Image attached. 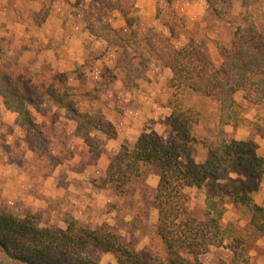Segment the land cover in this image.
<instances>
[{"label":"rangeland","instance_id":"rangeland-1","mask_svg":"<svg viewBox=\"0 0 264 264\" xmlns=\"http://www.w3.org/2000/svg\"><path fill=\"white\" fill-rule=\"evenodd\" d=\"M132 1V7L131 1L124 2V7H131L130 16L134 19L133 30L138 39V51L128 49L124 59L122 49L108 47L101 40L107 48L116 49V52L112 53L113 58L111 56L107 60L109 63L113 62L114 54L117 56L113 62L114 69L121 74L124 90L129 92L136 90L140 83L145 85L144 82H147L146 100L150 99L155 103L164 102L165 105L172 98L175 90L168 88L169 79L163 74V67L152 58L140 71V50L144 48V37L148 36L150 31L169 36L168 29L163 24L171 25L175 31L172 39L175 47L179 48L193 40L209 55L213 63L219 66V52L230 48L237 28H244L248 21L255 23L259 29L264 27V0H252L248 5L240 0H228L225 3H217L213 8L207 0H171L170 4L165 3L164 0ZM57 2L64 3L66 10H70V13L78 19L71 24V28H78L80 26L78 21H81L84 31H86L83 21L84 12L89 9L98 10V5L92 0H83L79 4H76V0L51 2L0 0V83L9 80L10 86L22 93L33 87L39 88L41 92L48 86L61 92L67 89L77 108L83 110L81 112L103 120H105L104 115L112 119L121 118L128 103L125 102V94L114 95L115 93L109 90V83L114 79L113 70L103 68L104 86L88 100L83 98L80 92L73 91L68 84L67 74L62 83L61 78L56 77L59 73L50 75L48 72L37 70L27 62L28 57L16 55L15 49H10L11 22L17 21L21 28L25 26V32L38 36L37 34L42 31L36 28V25H41L38 23L42 17V9L48 6L50 14L52 6ZM100 13L103 22L120 31L122 35L128 34L125 22L118 11L101 10ZM24 36H21L22 41H25ZM44 44L41 43L42 46ZM22 48L25 49L27 46ZM24 49L22 53L29 55L27 49ZM104 49H97L98 53L103 52ZM18 57L22 61H18ZM73 72L79 83L85 82L86 78L81 68L75 67ZM154 80L157 81L155 85ZM125 81L128 87H125ZM99 93H102L101 96ZM181 97L196 109L200 117L199 123L191 129L193 139L185 144L181 159L186 161L189 156L196 163L202 164L206 161L208 153L200 140L215 137L219 105L211 98L190 91H183ZM236 101L241 106L242 120L237 127L226 126L225 136L228 140H249L257 153L264 157V102L259 106L249 105L242 100L241 94L236 95ZM36 104L38 111L33 107L29 108L42 132L43 143L38 144V150L31 152L25 143L24 130L14 123L15 114L4 108L0 98V210L21 217L26 214L35 215L39 227L51 229H64L65 217L70 215L84 227L102 228L112 232L137 253L165 261L167 251L156 232L158 213L154 197L158 177L145 169L140 176L124 187L123 194H119L111 185L102 188L94 185V181L104 177L109 162L120 146L131 147L132 144L116 146L114 143L116 136L109 139L100 132H93L91 137L101 148L100 155L96 157L88 151L80 134L73 132L70 136L69 131L62 137L58 134V129L47 126L45 119L58 120L61 112L71 120L63 109H57L46 97L37 100ZM144 112V115L135 117V121L127 120L126 124L129 122L130 126L133 122L138 131H143L141 134L150 133L153 127L159 126V132H153L157 133L163 142L170 143L176 139L169 120H165L162 113L152 107L149 101L145 104ZM64 124L63 128L67 130V125ZM106 144H113L107 149L108 151L104 150ZM228 176L236 177L234 173H229ZM213 183L209 180L199 188L183 190L186 202L185 213L181 216V220L205 219V197ZM38 190H41V193ZM252 196L256 203H261L263 200L264 177ZM220 199L225 202L222 226L229 231L233 228L242 231L248 217L245 210L227 203L226 198ZM86 254L95 264H117L110 253L89 248ZM183 256L193 261L191 256L184 254ZM231 258L232 253L229 250L217 247H210L205 253L197 256L202 264H232ZM249 258L253 264H264V236L259 238L249 250Z\"/></svg>","mask_w":264,"mask_h":264},{"label":"trees","instance_id":"trees-1","mask_svg":"<svg viewBox=\"0 0 264 264\" xmlns=\"http://www.w3.org/2000/svg\"><path fill=\"white\" fill-rule=\"evenodd\" d=\"M50 2L53 0H49ZM83 0H76V4ZM98 10L89 9L83 14L84 28L94 38L103 40L108 47L125 52L138 51V39L133 30L134 19L130 16L132 0H92ZM131 1L125 8L124 2ZM228 0H207L210 7ZM248 5L252 0H240ZM170 4L171 0H164ZM101 10L118 11L126 25L128 34L122 35L108 23L103 22ZM49 15L44 6L42 24ZM169 36L150 31L144 37V48L140 51L142 71L150 59H156L161 67L169 70L168 88L175 90L166 106L170 109L169 122L176 139L170 143L162 141L155 132L143 133L131 147L121 145L109 162L105 175L94 181L96 187L111 185L119 194L134 178L148 169L158 177L154 204L158 213L156 232L167 251V259H152L137 253L123 243L115 234L105 229H90L80 225L67 215L65 228H41L35 215L18 216L0 210V264H95L86 252L94 248L114 256L117 264H202L197 256L210 247L224 248L232 253V264H253L249 250L264 236V198L256 203L252 193L264 177V157L260 156L249 140H228L224 128L237 127L242 120L241 106L236 95L252 106L264 102V27L259 29L248 21L244 28H237L231 46L220 50V64L216 66L209 55L193 40L181 47L174 46L173 27L163 24ZM56 77L65 81V74ZM81 80V78H79ZM125 87H128L126 81ZM183 91H190L211 98L219 105L216 115V133L212 139H201L200 143L208 157L202 164L189 156L181 159L185 144L193 139L191 129L200 121L196 109L184 100ZM46 97L57 109H63L75 122V132L80 134L88 151L96 157L101 148L91 137L100 132L109 139L116 131L109 122L81 112L70 94L52 86L43 92L30 88L26 93L10 86L9 80L0 83V98L4 108L15 114L14 123L24 130L28 150L35 152L43 143L42 132L35 123L29 107L38 111L37 100ZM234 173L235 178H230ZM212 180L205 197V219L181 220L185 213V188H199ZM241 207L247 213V223L242 231L222 226L225 202ZM189 255L193 261L185 258Z\"/></svg>","mask_w":264,"mask_h":264},{"label":"crops","instance_id":"crops-1","mask_svg":"<svg viewBox=\"0 0 264 264\" xmlns=\"http://www.w3.org/2000/svg\"><path fill=\"white\" fill-rule=\"evenodd\" d=\"M65 7L64 3L60 2L52 6L50 14L44 23L36 25V28H40L42 31L40 34H37L38 36H36V34L33 36L31 33L25 32V26L21 28L18 26L19 23H17V21L11 22L12 26L9 28L12 42L10 49H15L14 54L16 55L28 57L27 62L32 64L37 70L48 72L50 75H54L55 73L67 74L68 84L73 88V91L80 92L83 98L88 100H90L97 91L100 92V88L104 86L102 76L103 68L107 67L113 70L114 79L112 83H109V90L115 93L114 95L118 93L121 95L125 94V102L128 103V107L121 118L115 117L112 119L104 115V119L115 127L117 135L114 143L116 146H120V144H133L134 140L143 131H138L137 127L133 125V122L130 123L129 126V122L130 120L135 121V117L145 114L144 109L147 101H149L152 107L157 108L158 112L162 113V117L165 120L168 119L170 110L166 107L164 102L155 103L153 101V103L150 99L146 100L145 92L148 91L147 82H144L146 83L145 85L140 83L136 90L130 92L124 90L121 74L117 69H114L115 65L113 62L117 59V56L114 54L113 62L109 63V60H107L111 58L112 53L116 52V49L107 48L103 41L90 36L84 31L81 26V21H78L80 24L78 28H71V24L78 19L74 17V14L70 13V10L67 11ZM24 33H26L25 36ZM21 36H24L25 41L21 40ZM54 38L56 39L54 40ZM41 43H45L44 46H42ZM23 46H27L25 49H27L26 52L29 53V55L22 53V49H24L22 48ZM102 48H105L103 52L98 53L97 49ZM18 61L22 60H19L18 57ZM75 67H79L84 71V76L86 78L85 82L79 83L76 79L73 72ZM163 74L168 79L171 77V73L165 68H163ZM156 82L157 81L154 80V85ZM150 85L152 84L150 83ZM101 94L102 93H99V96H101ZM81 111L83 110L81 109ZM127 120H129L128 124H126ZM45 123L49 128L58 129L57 132L62 137L65 133H69V131L70 136L75 132L74 121L66 118L63 112L60 113L58 120L51 118L49 121L45 119ZM64 123L67 125V130L63 128L65 125ZM158 128L159 126H155L152 130L158 133ZM112 145L113 144H106L104 150L108 151L107 149ZM39 192L41 193V190Z\"/></svg>","mask_w":264,"mask_h":264}]
</instances>
